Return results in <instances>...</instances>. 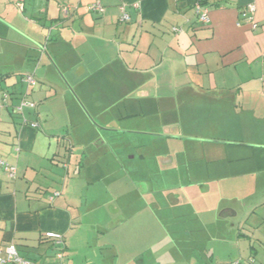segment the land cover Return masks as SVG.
Here are the masks:
<instances>
[{
  "label": "crops",
  "instance_id": "obj_1",
  "mask_svg": "<svg viewBox=\"0 0 264 264\" xmlns=\"http://www.w3.org/2000/svg\"><path fill=\"white\" fill-rule=\"evenodd\" d=\"M198 1L0 0V160L16 168L10 180L0 167L1 247L31 264H68L87 220L113 264L255 263L264 198L240 207L227 185L264 194V0H205L206 25ZM249 4L256 29L242 17ZM24 75L36 81L27 94L36 107L23 113L35 128L13 112ZM58 111L71 125L56 124ZM173 146L198 164L187 185L166 169ZM134 148L139 157L152 148L174 184L153 190L130 173Z\"/></svg>",
  "mask_w": 264,
  "mask_h": 264
},
{
  "label": "rangeland",
  "instance_id": "obj_2",
  "mask_svg": "<svg viewBox=\"0 0 264 264\" xmlns=\"http://www.w3.org/2000/svg\"><path fill=\"white\" fill-rule=\"evenodd\" d=\"M62 102L64 101L59 100V103L61 104V106H62ZM64 115L65 114H63L62 116V114H59V111H58L54 116H51V117L52 118L56 117V124H59L60 122L63 124L65 122L68 123V117ZM68 124L71 125V122L69 121ZM105 134L106 133L104 132L101 133V135L106 136ZM171 149L174 151L172 152L173 153L172 155H174V162L171 165L166 166V169L172 170V174L175 171V173H177L179 176L181 175L184 176L185 178L184 179L182 178L183 179L182 182L184 185H187L188 182L185 176L187 170L191 169L192 167L198 164H192V162H188L187 155L181 152V148L173 146ZM143 150L147 153L146 156L139 157L138 154H136L137 152L136 148L132 149V154L135 155L134 157L135 160L134 159L132 160V157L127 154L126 159H124V165L128 169V171L130 173L136 172V174L142 173L143 177H146L147 179L146 181H148L149 187H151L153 190H161V189H164L166 187L173 185L174 183L172 179H169L168 177L164 176V170L160 167V162L158 163L156 162L155 160L156 157L154 158V155L148 154V151H153V149L150 148L149 150H145L144 148ZM82 158L83 159L81 160V163L79 165H80V168L82 167L83 172H84V171H87L86 168L89 164L86 160V157H82ZM84 159L86 160V162L84 161ZM76 163H77V159L76 161L73 159L72 166H75ZM90 165H92V162H90ZM97 165H98V168L101 169L104 164H97ZM92 167H96V166L92 165ZM170 174L171 173H169V175ZM250 181H253V180H250ZM120 185L122 186V184H119L118 186ZM227 186H228V194H227L228 197L230 198L236 197L235 201L238 202L237 205L240 207L253 205L257 201H260V199L264 198V194H261V192L257 193L256 196H251V194L250 195L244 194L246 192H243L244 191L243 187L237 181L230 182L228 183ZM82 222L81 223L83 224V226L81 223H79V228L77 229L76 234L74 235V238H72L71 243H69V246H68L69 248L66 250L65 258L67 259V263L68 264H113L115 260L114 261L110 260L108 256V255H112L113 252L110 249H105L103 244H99L95 242V239H94L95 236L92 235L93 233L90 234L86 229H84L87 224V220H83ZM100 228L102 230V227ZM78 233H81V234L78 235ZM153 235L154 236L157 235L160 237L159 232ZM100 240H105V239L101 237ZM151 244L152 243H150L149 245ZM257 248H262V247H257ZM154 251L155 250H151L150 254H152V252ZM260 252H261V255L258 257L257 256L255 257V263L253 264H264V249L263 251H260ZM20 255L23 258L31 260L27 252H20ZM233 261H230V262H233ZM243 264H247V260H244Z\"/></svg>",
  "mask_w": 264,
  "mask_h": 264
},
{
  "label": "built area",
  "instance_id": "obj_3",
  "mask_svg": "<svg viewBox=\"0 0 264 264\" xmlns=\"http://www.w3.org/2000/svg\"><path fill=\"white\" fill-rule=\"evenodd\" d=\"M89 11L94 13H101L103 11V8L100 4H93L89 6ZM195 14L197 16L198 22L206 25L209 23L208 18V12L209 9L206 5H202L199 2H196L194 5ZM121 15H120V21L126 22L129 21V16L126 13L124 7L120 8ZM254 13H255V6L252 4H249L245 7L244 12L242 13V17L244 20H247L251 25L252 29H256L257 25L254 22ZM239 25V24H238ZM174 31H177V29H174ZM21 82L25 84L26 91L22 95V98L20 99V102L13 107V112L16 115L22 116L24 111L26 109L28 110H34L35 109V103L31 102L27 99L26 93H28L36 84V81L32 75H24L21 77ZM3 105H6L9 99V94L7 92L3 93ZM24 123H26L25 120H23ZM31 127H36L37 125L35 123L29 124ZM0 167L4 169L6 172L7 177L10 180H14L16 178V168L12 165L7 164L4 161L0 160ZM59 196V192H54L51 198ZM46 239L52 240L57 246L62 247V236L56 233H46L44 235ZM58 257L61 258V251L58 254ZM0 264H30L26 259H24L16 250L15 246L10 243L7 246L1 247L0 246ZM226 264H240L239 261H233Z\"/></svg>",
  "mask_w": 264,
  "mask_h": 264
},
{
  "label": "trees",
  "instance_id": "obj_4",
  "mask_svg": "<svg viewBox=\"0 0 264 264\" xmlns=\"http://www.w3.org/2000/svg\"><path fill=\"white\" fill-rule=\"evenodd\" d=\"M200 1V3L202 4V5H206L205 3H206V1L205 0H199ZM198 1V2H199ZM194 8V7H193ZM91 12V11H90ZM178 31V30H177ZM27 94L28 93H26V96H27ZM19 116V115H18ZM20 119H21V124H30V123H32L31 121H28L26 118H25V116L24 115H22V116H20ZM23 120H25L26 121V123H24L23 122ZM69 150V149H68ZM80 163H78L77 164V166H80L79 165ZM63 244V243H62ZM24 259H26V258H24ZM29 263H30V261L28 260V259H26ZM31 264V263H30Z\"/></svg>",
  "mask_w": 264,
  "mask_h": 264
},
{
  "label": "flooded vegetation",
  "instance_id": "obj_5",
  "mask_svg": "<svg viewBox=\"0 0 264 264\" xmlns=\"http://www.w3.org/2000/svg\"><path fill=\"white\" fill-rule=\"evenodd\" d=\"M154 135H156V134H154ZM156 137L163 138V137H165V135H163V134L162 135H159V136L156 135Z\"/></svg>",
  "mask_w": 264,
  "mask_h": 264
}]
</instances>
